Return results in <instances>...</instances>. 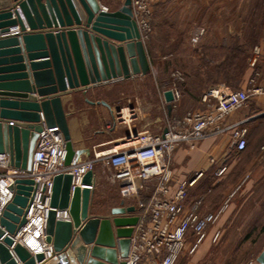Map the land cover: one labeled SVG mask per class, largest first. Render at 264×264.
<instances>
[{
    "label": "water",
    "instance_id": "1",
    "mask_svg": "<svg viewBox=\"0 0 264 264\" xmlns=\"http://www.w3.org/2000/svg\"><path fill=\"white\" fill-rule=\"evenodd\" d=\"M14 26L19 30L11 31ZM0 29V153L13 168L31 166L42 127L40 113L46 126L59 127L66 165L84 152L73 148L63 95L148 71L131 0L108 11L101 9L99 0H0ZM163 96L170 111L172 91L165 90ZM93 181V171H87L83 187L71 191L70 174L54 177L50 206L68 208L70 220L56 219L49 210L46 241L54 257L44 264H125L139 216L124 200L108 214L92 215L88 185ZM32 183L30 178L15 180L13 197L0 216V264H17L5 245L13 243L6 232L15 233L25 222ZM13 250L22 264L43 259L19 242ZM250 264H264V249Z\"/></svg>",
    "mask_w": 264,
    "mask_h": 264
},
{
    "label": "built area",
    "instance_id": "2",
    "mask_svg": "<svg viewBox=\"0 0 264 264\" xmlns=\"http://www.w3.org/2000/svg\"><path fill=\"white\" fill-rule=\"evenodd\" d=\"M161 0H131L132 17L140 33V39L151 33L152 6ZM104 11L108 7L100 3ZM258 48L251 59V65L257 60ZM174 82L169 87L173 101L180 98L177 82L183 80L179 71L173 74ZM264 87L249 80L245 86L229 88L226 86H211L201 96L203 109L187 111L176 124H170L165 131L151 134L147 131L130 133L127 141L128 149L117 150L110 148L103 154L104 163L111 170V181L118 186V193L122 200L135 198L141 203L140 194L148 186H152L153 193L147 205L142 207L148 214H137L139 220L131 235L128 254L123 258L125 264H183V255H192L200 247L207 236L210 225L215 224L220 214L227 207V200L216 211H201L203 198H197L190 207L184 205L188 190L202 176L197 172L191 178L177 182L176 189L171 192L172 172L166 163L167 158L176 146L185 144L192 149L195 143L212 133L231 130L233 144L236 150L246 147L247 129L241 123L224 125L225 118L232 112L246 108L251 96L263 94ZM134 117L132 108L121 107L115 111L113 122L129 124ZM41 130L32 155L31 166L28 170L13 168L9 165L8 156L0 153V216L14 194L17 178H30L32 190L29 204L25 212V222L10 236L11 245H6L17 264L21 261L14 252L18 240L31 255L41 253L43 259L36 264L54 257L52 244L46 241V222L49 210L55 211L59 220H70L68 208L58 209L50 206L54 177L58 174H70V189L81 185L82 176L87 171H94L100 157L99 152L92 158H73L65 164V140L57 125L46 126L40 113ZM264 149V146L261 147ZM221 166L216 175L225 170ZM150 183V184H149ZM92 189V185H88ZM219 235L216 230L212 236L215 241ZM3 237H0V241ZM29 238L33 244L25 239ZM41 250L36 253V250ZM59 264V263H57ZM195 264H204L198 260Z\"/></svg>",
    "mask_w": 264,
    "mask_h": 264
},
{
    "label": "rangeland",
    "instance_id": "3",
    "mask_svg": "<svg viewBox=\"0 0 264 264\" xmlns=\"http://www.w3.org/2000/svg\"><path fill=\"white\" fill-rule=\"evenodd\" d=\"M99 1L108 10L124 2ZM151 26L143 40L148 59L144 89L153 98L157 87H171L172 74L179 71L184 78L177 82L180 98L193 104L194 94L205 92L214 85L212 81L227 75L233 79L227 85L235 88L239 69L252 67L255 47L264 34V0H161L152 6ZM99 167L104 192L119 199L111 170L104 162H97L95 169ZM228 173V179L217 181L216 189L203 193L204 211L219 208L227 200L214 224L219 235L201 255L204 264H250L264 246V177H256L255 172ZM239 186L241 192L234 194ZM98 196L93 209L109 211L106 200Z\"/></svg>",
    "mask_w": 264,
    "mask_h": 264
},
{
    "label": "crops",
    "instance_id": "4",
    "mask_svg": "<svg viewBox=\"0 0 264 264\" xmlns=\"http://www.w3.org/2000/svg\"><path fill=\"white\" fill-rule=\"evenodd\" d=\"M99 3L101 2L99 1ZM11 30L13 31L14 28ZM256 47L258 48L256 64L249 67L244 73L240 69L239 87L245 86L249 80L253 81L255 85L264 87V34ZM143 77L144 74H137L127 79H115L92 86L85 92L73 91L61 97L73 148L84 150L79 156L81 159L92 158L95 153L99 152L98 162H103V154L106 150L129 148L130 144L126 141L130 133L140 131H147L151 134L162 133L168 125H177V122L187 111L204 108L201 102L204 92H201L194 94L196 101L193 104L188 103L181 96L172 102L169 111L163 96V92L169 87L162 89L157 87L153 92L154 97L151 98L144 89ZM223 80V78L219 79V82L213 86L231 88ZM121 107L132 108L134 111V117L129 124L113 122L115 111ZM195 107L197 109H193ZM235 123H241L247 129L245 149L236 150L231 130L228 129L220 133L210 132L208 136L196 142L192 149L185 144L176 146L167 158L166 163L172 172L171 192L176 189L177 182L191 178L197 172H203L202 176L188 190L184 202L186 208L190 207L197 198L202 197L201 211H204V194L209 193L216 186L217 181L221 183L222 180L228 179L230 175L228 172H255L256 177H264V149L261 148L264 146V93L251 96L246 108L232 112L224 120V125ZM223 165L226 167L223 173L216 175V171ZM100 172V167L93 171L94 181L90 203L92 215L109 213V211L93 209L96 195L106 200L109 210L122 200L104 192L105 181ZM214 176H218V178ZM215 178L216 180H213ZM116 187L118 190L117 185ZM240 188L241 186L235 190L234 194L241 192ZM152 193V186H148L140 194L141 203L132 198L124 200V204L134 205L135 211L132 214H145V218L148 219V214L145 213L142 206L149 203ZM225 217L226 214L222 218ZM216 230L219 229L215 228L214 224L210 225L207 236L200 247L192 255H183L182 263L195 264L201 260V255L208 247ZM262 249L264 246L260 252Z\"/></svg>",
    "mask_w": 264,
    "mask_h": 264
},
{
    "label": "trees",
    "instance_id": "5",
    "mask_svg": "<svg viewBox=\"0 0 264 264\" xmlns=\"http://www.w3.org/2000/svg\"><path fill=\"white\" fill-rule=\"evenodd\" d=\"M220 67V66H219ZM221 68V67H220ZM239 71H240V69H239ZM241 71L244 73L245 72V70H243V68L241 67ZM239 73V72H238ZM226 74H229V71L228 70H226ZM239 75V74H238ZM233 79H232V77H228L227 75L226 76H224V83H226L227 84V82H230V81H232ZM235 82H236V84L238 85L239 83H240V78H239V76L238 77H236L235 78ZM213 82V84H216V83H218L219 82V80H215V81H212ZM235 88H239V86H237V87H235ZM246 145H247V143H246ZM246 148V147H245ZM244 148V149H245ZM215 187H217V186H215ZM215 187H213V189L210 191V192H212L214 189H216ZM218 208V207H217ZM217 208H214V209H212V210H210V211H216L217 210Z\"/></svg>",
    "mask_w": 264,
    "mask_h": 264
},
{
    "label": "bare ground",
    "instance_id": "6",
    "mask_svg": "<svg viewBox=\"0 0 264 264\" xmlns=\"http://www.w3.org/2000/svg\"><path fill=\"white\" fill-rule=\"evenodd\" d=\"M19 14H20V13H19ZM20 15H21V14H20ZM21 17H22V16H21ZM22 20H23V17H22ZM23 23L26 24V23H25V20H23ZM16 27H17V28H16ZM12 28H14L13 31H15V30H19V27H18V26H14V27H12ZM26 28H27V26H26ZM11 31H12V30H11ZM2 239H3V238H2ZM14 239H15L16 243L19 242V241L23 243V241H24V240H22V239L18 240V237H16V238L14 237ZM25 240H26L29 244H33V242L31 241V239L26 238ZM40 250H41V249L38 248V250H36V253H38ZM34 256H35V255H34ZM18 264H22V262H20V263H18Z\"/></svg>",
    "mask_w": 264,
    "mask_h": 264
}]
</instances>
